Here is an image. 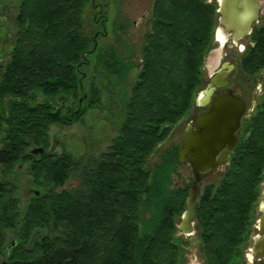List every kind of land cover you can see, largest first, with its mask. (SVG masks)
<instances>
[{"label": "trees", "instance_id": "trees-1", "mask_svg": "<svg viewBox=\"0 0 264 264\" xmlns=\"http://www.w3.org/2000/svg\"><path fill=\"white\" fill-rule=\"evenodd\" d=\"M92 1L20 0L18 5L15 43L0 64V166L5 173L15 164L27 165L38 195L20 211L16 187L0 179V264L183 261L173 240V216L183 211L187 190L171 187L178 148L164 151L150 169L146 166L204 83V59L215 46L217 3L153 1L136 78L122 99L118 134L106 152L81 163L47 148L51 126L80 121L100 102L95 82L85 91L90 55L98 52L102 78L116 86L125 84L136 67L114 45L97 46L103 36L85 33L84 9ZM255 37L254 55L262 67L264 5ZM259 127L264 139V122ZM255 146L242 163L228 168V184L198 205L202 223L213 230V244L204 246L206 264H225L229 256L239 255V247L230 243L247 228L245 217L263 169L259 161H264V140ZM40 147L43 154L30 152ZM74 175L77 184L63 188ZM7 232L13 235L9 243Z\"/></svg>", "mask_w": 264, "mask_h": 264}, {"label": "rangeland", "instance_id": "rangeland-1", "mask_svg": "<svg viewBox=\"0 0 264 264\" xmlns=\"http://www.w3.org/2000/svg\"><path fill=\"white\" fill-rule=\"evenodd\" d=\"M154 0H93L84 9V31L87 35H93L100 31L102 27L99 20L105 18L106 36L99 37L97 46L105 47L114 45L118 54L126 61L133 62L136 67L129 71L125 84L114 85L107 83L101 76L102 68L98 66L97 54L90 55L89 64L84 69L87 77L84 81L85 91L89 90V84H95L101 90L99 104L88 111L82 120L75 123L58 126H51L49 130L50 146L48 152L55 155L67 154L74 161L84 163L88 159L98 158L100 154L106 152L112 140L117 136L119 127L123 120L122 99L129 93L130 85L136 78V73L140 62V49L143 37L149 30V18ZM216 1V0H215ZM20 0H0V64L4 63L15 43V17L18 12ZM94 5H96L94 7ZM102 12H104L102 14ZM101 15L103 17H101ZM97 20L98 22H95ZM100 36V35H99ZM118 40V41H117ZM229 49L224 47L220 52L219 45L215 41V46L205 56L203 71L204 83L200 91L207 83L209 77L214 73L219 65L222 53ZM130 56L131 58H127ZM126 88V89H125ZM124 89V90H123ZM39 99L41 96L39 95ZM71 100H67L66 104ZM197 110L192 108L177 125L172 129L169 137L158 146L156 151L149 158L147 168L150 169L157 163L164 151L179 148L181 138L186 125L191 118L197 114ZM3 135V132H1ZM1 147V144H0ZM222 172H216L209 179L205 180L203 186L218 181ZM191 178V169L187 165H179L177 172L172 176L173 186H184ZM0 179L12 183L16 187V195L20 200V211L25 207L28 199L38 192L31 182V175L27 165L15 164L9 171L3 173L0 166ZM77 175L72 176L63 188L74 187L77 184ZM6 242L13 239L11 232H7ZM186 264H198L200 260L193 261L189 257L196 255L198 250L189 248ZM191 250V251H190Z\"/></svg>", "mask_w": 264, "mask_h": 264}, {"label": "flooded vegetation", "instance_id": "flooded-vegetation-1", "mask_svg": "<svg viewBox=\"0 0 264 264\" xmlns=\"http://www.w3.org/2000/svg\"><path fill=\"white\" fill-rule=\"evenodd\" d=\"M263 5L264 0H261L258 20L252 23L247 35L241 37L238 41H235L233 39V33L229 32L225 38L218 34V39L214 40V42L216 41L219 45L220 52L225 46H227L229 51L222 53L218 67L209 77L203 89L207 88L211 77H221L218 79L219 85L215 87L214 92L208 101H204L202 99L203 97L198 96L199 93L196 95L191 109L195 108L198 112L195 116H191L185 130L183 131V134L190 131L195 132L197 130L198 118L201 114L210 110L213 101L218 97L230 96L237 99V102L240 101L243 106L238 127L233 132L235 142L229 150L226 160L218 165L200 182H195L191 172L189 182L184 184V186H178L187 188L184 197V209L179 215L173 216V224L175 227L173 240L179 243L180 254L183 257L181 264H186L189 248L198 250L196 255H191L189 257L191 260H200V263L198 264H206L204 246L213 244V230L210 229V225L207 222L206 224L202 223V220L205 221V218L198 213V205L203 200L206 202L212 200L217 194L215 191L221 186L228 184V182H225L226 180H224L228 168L242 163L247 155L255 152V145L259 141L264 140L261 132L262 128L259 127V125L264 122V66L261 67L257 64V60L255 59L256 55H254V52L257 50L255 35L261 27ZM95 6L96 5H94V7ZM103 13L104 12H102V14ZM101 17L103 16L101 15ZM218 18L219 14L217 12V22L214 32L218 27ZM95 22L98 21L95 20ZM99 22L102 27V33L98 31L95 33V36H106L104 24L105 18L100 19ZM221 37L222 40H220ZM180 146L176 152V160ZM259 164L263 165V169L259 170L261 181H259L257 186V197L253 201L250 209H248L245 217L247 228H244L240 234L237 233L230 243V245L234 247H239V255L237 257H234L233 255L229 256L225 264H264V198L262 197V191L264 189V161L260 160ZM179 165H187L190 167L188 161ZM216 172H222L219 180H215L214 182L203 186L204 181L209 179ZM193 186L197 187L198 195L195 199L194 215L189 222V229H187L188 233L185 234L182 228H180V224L182 222V214L186 209L185 200ZM171 187L176 188L173 186V179ZM207 210L215 212L217 208L210 207L207 208Z\"/></svg>", "mask_w": 264, "mask_h": 264}, {"label": "water", "instance_id": "water-1", "mask_svg": "<svg viewBox=\"0 0 264 264\" xmlns=\"http://www.w3.org/2000/svg\"><path fill=\"white\" fill-rule=\"evenodd\" d=\"M217 12L219 14L218 27L214 32V40L218 34L223 38L229 32L233 33V39L238 41L247 35L252 23L258 20L261 0H216ZM221 77H211L207 88L199 92L198 96L208 101L218 86V79ZM241 102L230 96L218 97L211 105L208 112L203 113L197 120V130L195 132H185L182 136L181 146L177 153L179 164L189 162L192 176L195 182H200L208 176L218 165L227 158L229 150L235 142L233 132L238 127L240 115L242 113ZM34 155L43 154V148L30 150ZM38 195V192H35ZM198 195L196 186L191 187L188 197L185 200V211L182 214L180 228L186 234L189 229V222L194 215L195 199ZM264 198V189L262 191ZM12 245H7L6 251L9 253Z\"/></svg>", "mask_w": 264, "mask_h": 264}, {"label": "bare ground", "instance_id": "bare-ground-1", "mask_svg": "<svg viewBox=\"0 0 264 264\" xmlns=\"http://www.w3.org/2000/svg\"><path fill=\"white\" fill-rule=\"evenodd\" d=\"M220 40H222V37H221V39Z\"/></svg>", "mask_w": 264, "mask_h": 264}]
</instances>
